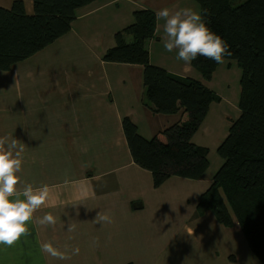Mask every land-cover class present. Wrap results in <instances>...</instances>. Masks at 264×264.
Returning a JSON list of instances; mask_svg holds the SVG:
<instances>
[{"label":"crops","instance_id":"0c3cea01","mask_svg":"<svg viewBox=\"0 0 264 264\" xmlns=\"http://www.w3.org/2000/svg\"><path fill=\"white\" fill-rule=\"evenodd\" d=\"M13 1L0 0V6L10 7ZM24 2L32 13L33 0ZM163 2L167 8L172 4L95 0L78 10L68 33L0 71V137L14 136L24 145L18 187L29 182L50 189L47 205L27 222L28 233L11 246L0 245V264H262L237 219L225 226L211 212L195 217L201 195L213 183L212 163L200 179L172 176L156 187L152 172L132 156L124 117L152 138L184 115L182 110L152 111L144 67L108 62L103 55L115 46V34L134 21L135 10L156 12ZM125 38L132 42V36ZM165 38L163 21L157 20L156 35L146 42L151 63L200 80L221 97L193 137L211 153L228 133L234 89L227 83L220 89L222 78H216L222 64L206 81L192 63L177 60L176 52L163 46L157 54L161 62H153L156 41ZM228 62L227 72L238 65ZM98 212L107 213L111 222L98 223ZM46 213L57 218L55 225L39 224ZM48 242L66 258L44 252Z\"/></svg>","mask_w":264,"mask_h":264},{"label":"trees","instance_id":"16d2710c","mask_svg":"<svg viewBox=\"0 0 264 264\" xmlns=\"http://www.w3.org/2000/svg\"><path fill=\"white\" fill-rule=\"evenodd\" d=\"M95 0H33L28 13L24 0L0 6V71L68 33L78 10ZM207 25L225 39L242 71L240 115L232 120L217 152L223 163L211 186L201 195L196 216L212 212L225 226L239 222L255 256L264 264V0H197ZM148 8L135 10L134 21L115 34L116 44L103 55L108 62L140 64L149 107L155 113L183 119L152 138L139 132L128 116L124 133L134 161L152 172L154 185L179 176L202 178L210 168V148L196 144L194 135L205 121L211 104L221 97L200 80L175 74L150 61L147 40L155 37L157 19ZM132 36V42L126 40ZM192 66L206 81L219 64L198 56Z\"/></svg>","mask_w":264,"mask_h":264},{"label":"clouds","instance_id":"9594fccd","mask_svg":"<svg viewBox=\"0 0 264 264\" xmlns=\"http://www.w3.org/2000/svg\"><path fill=\"white\" fill-rule=\"evenodd\" d=\"M157 20L163 21L165 39L163 47L168 52H176V58L184 63H191L198 56H203L223 64L232 55L227 41L215 33L204 20L200 10L191 7L172 11L167 7L155 13ZM24 145L14 136L0 137V245L11 246L29 231L28 223L34 213L47 205L50 189L47 184L35 186L22 181L19 173L22 170ZM95 220L98 223H110L107 213L98 212ZM57 218L46 213L39 218L40 225H55ZM68 231L74 227L69 225ZM42 250L53 257L65 259L63 252L51 242L44 243ZM78 252L79 249H75Z\"/></svg>","mask_w":264,"mask_h":264},{"label":"rangeland","instance_id":"374dc122","mask_svg":"<svg viewBox=\"0 0 264 264\" xmlns=\"http://www.w3.org/2000/svg\"><path fill=\"white\" fill-rule=\"evenodd\" d=\"M140 1H143V0H140ZM171 1H172V4L169 7V9L172 10L173 12L175 10H178V7L177 6H179V8L191 7L193 9H197V10H200L201 11L200 5L197 2V0H171ZM138 4H140L139 1H138ZM156 4L159 6V3L158 2H156ZM166 5H167V3L166 2H163L160 6L164 7ZM148 9H150V8H148ZM156 43H157V45H156V48L154 49V60H153V62L160 63L161 61H160V59H159V57H158L157 54H159L160 47L163 46V41H161V42L156 41ZM173 52H171L170 54L173 55ZM228 61H233L234 63L236 62L234 60H230V59H227L226 58L225 61H224V63L222 64V67L217 71L218 73H217V78L216 79L218 80V77L219 76H221V78H222V80H221V85L222 86L220 87V89H223L225 87V83H227L229 85H232V90L234 89L232 97L230 98V100H228L229 101V104L231 105V109H232L230 111L231 114H232L231 123H229V125H228V128H230V126L232 124V120L237 119L239 117V115H240L239 100H240V93H241L240 81H241L242 71H241V69H240V67L238 65L236 66V64H234V67H233V69L230 72L224 71L226 69L224 65H226L227 64L226 62H228ZM165 64L167 66H171V61L167 59V61H166ZM197 73H199V72H197ZM217 85H218V83H217ZM220 95H222V94L220 93ZM234 111H237V115H235V112ZM226 130L228 132V129L227 128H226ZM201 135H204V132ZM197 138H198V136H197ZM217 148L218 147H216L215 149H213L212 152L209 154L210 155L209 157H210V160H211V163H212V168H213V170L215 172L219 169V167L223 163V159L221 158V156L217 152ZM208 212H210V211H208ZM195 215H196V213H195ZM195 217H198V216H195ZM247 243H248V241L246 239V244ZM176 264H179V263H176Z\"/></svg>","mask_w":264,"mask_h":264}]
</instances>
